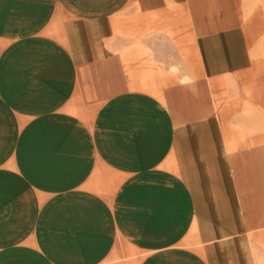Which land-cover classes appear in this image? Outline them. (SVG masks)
Here are the masks:
<instances>
[{"label":"crops","instance_id":"crops-1","mask_svg":"<svg viewBox=\"0 0 264 264\" xmlns=\"http://www.w3.org/2000/svg\"><path fill=\"white\" fill-rule=\"evenodd\" d=\"M246 4L0 0V264H264Z\"/></svg>","mask_w":264,"mask_h":264},{"label":"rangeland","instance_id":"rangeland-1","mask_svg":"<svg viewBox=\"0 0 264 264\" xmlns=\"http://www.w3.org/2000/svg\"><path fill=\"white\" fill-rule=\"evenodd\" d=\"M247 7H248V15L246 17V22H255L258 26V33L259 37L257 39L258 47L255 51V58H256V66L257 69H263L264 71V0H246ZM254 18V20H253ZM264 99V96H263ZM235 106L238 108V102L235 103ZM232 112L231 117L229 118L234 119L238 117L240 113L239 110ZM248 117L255 118V111L248 113ZM257 117H260L264 121V110L262 112L257 113ZM229 130L233 132L234 135H248V137L253 138L255 134L261 136L262 139L261 145L264 146V125L261 126H248V127H227ZM243 138V137H242ZM241 138V139H242ZM254 139V138H253ZM238 146H245L244 142L237 143ZM248 145H254V141L248 142Z\"/></svg>","mask_w":264,"mask_h":264}]
</instances>
